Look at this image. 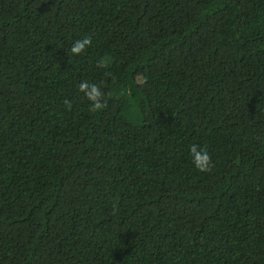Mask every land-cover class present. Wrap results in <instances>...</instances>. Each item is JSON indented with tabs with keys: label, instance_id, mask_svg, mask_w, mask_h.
I'll use <instances>...</instances> for the list:
<instances>
[{
	"label": "trees",
	"instance_id": "trees-1",
	"mask_svg": "<svg viewBox=\"0 0 264 264\" xmlns=\"http://www.w3.org/2000/svg\"><path fill=\"white\" fill-rule=\"evenodd\" d=\"M0 264H264V0H0Z\"/></svg>",
	"mask_w": 264,
	"mask_h": 264
},
{
	"label": "clouds",
	"instance_id": "clouds-1",
	"mask_svg": "<svg viewBox=\"0 0 264 264\" xmlns=\"http://www.w3.org/2000/svg\"><path fill=\"white\" fill-rule=\"evenodd\" d=\"M92 45V38L87 36L83 39L76 40L70 49L72 55H81ZM105 61L101 59L97 67H105ZM79 91L84 93L86 98L91 102L89 111L98 112L107 107V100L105 99V93L101 90L99 84L89 83L87 80L82 81L79 84ZM67 108H71V103L68 100L64 101ZM190 153L193 158L195 167L200 172H208L213 167V160L211 154L205 148L201 150L200 145L193 144L190 146Z\"/></svg>",
	"mask_w": 264,
	"mask_h": 264
}]
</instances>
